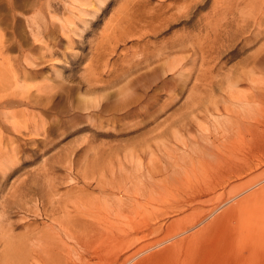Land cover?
<instances>
[{
	"label": "rangeland",
	"instance_id": "rangeland-1",
	"mask_svg": "<svg viewBox=\"0 0 264 264\" xmlns=\"http://www.w3.org/2000/svg\"><path fill=\"white\" fill-rule=\"evenodd\" d=\"M248 78L264 80V0H0V264H264V191L244 187L264 149L240 176L199 168Z\"/></svg>",
	"mask_w": 264,
	"mask_h": 264
},
{
	"label": "bare ground",
	"instance_id": "bare-ground-1",
	"mask_svg": "<svg viewBox=\"0 0 264 264\" xmlns=\"http://www.w3.org/2000/svg\"><path fill=\"white\" fill-rule=\"evenodd\" d=\"M219 9H222V11H228V8L227 7H219ZM218 10V8L216 9ZM225 22V20H224ZM224 22H217L216 24L217 25H220V27H223L224 25ZM224 24V25H223ZM233 38V37H232ZM11 67V66H10ZM184 68V67H181V69ZM250 80V87L251 89H257V91L253 94H250V95H243L242 96H238L237 94L235 95H230V99L229 101H232V105H234V107L236 109L234 110H231L230 108L228 107H225L224 108V111L225 113H223L222 115H220V110L216 109L217 107H215V112H217L219 114V116H216L214 119L216 121L217 124H219L220 128H222V132L223 134L221 135L223 140L225 139L226 141H228V144L227 145H223L225 146V149L223 150L224 152H219L218 153H215L212 155V159L211 160H207V161H204L202 163H200V169H202L205 173L208 171V170H211V172H214L213 169H216L220 163H226L227 161H229V166L230 167H233L234 168V172L236 173V176H240L244 171H247V170H251L253 168L252 166V156L253 158L256 157L255 154L257 153H261L264 149V129H261V128H264V80H254V79H249ZM236 84L237 83H234V82H231L230 84V88H228L229 90H233L236 88ZM20 87V86H19ZM18 87V88H19ZM21 90V89H20ZM23 91V90H22ZM255 91V90H254ZM239 93H241V91H238ZM247 92V91H246ZM22 93V92H21ZM24 94V93H23ZM245 94V93H244ZM241 95V94H240ZM25 99V97H24ZM28 99V98H27ZM9 104H11V102H0V108L1 107H4V106H8ZM229 104V103H228ZM222 109V108H221ZM229 113L226 114V113ZM4 115V118H6L7 122H10L12 124V127L15 131H17L18 133L20 131H18L19 129L17 128L18 125H15L16 121H14V117L13 116H7L8 114L10 113H2ZM214 114V113H213ZM218 114H215V115H218ZM226 114V115H225ZM11 115V114H10ZM213 115V117L215 116ZM224 116V117H223ZM219 117H223V119L218 120ZM233 117V119H232ZM213 119V118H212ZM227 122V124H226ZM9 125V124H8ZM20 127V126H19ZM261 129V131H260ZM21 130V129H20ZM218 134V133H217ZM217 138V137H216ZM231 138V140H230ZM219 139V138H218ZM216 140V139H215ZM222 140V139H221ZM225 141V142H226ZM215 142V141H214ZM213 142V143H214ZM220 142V141H219ZM218 142V143H219ZM215 144V143H214ZM221 144V143H220ZM219 144V145H220ZM206 148V147H205ZM222 148V147H221ZM219 149V148H218ZM15 149H13L14 151ZM209 150V149H207ZM217 150V149H216ZM215 150V151H216ZM200 151V150H199ZM211 151V149H210ZM214 151V152H215ZM221 151V149H220ZM257 152V153H256ZM234 155L238 156L239 158L237 159H234ZM207 157V156H206ZM208 158V157H207ZM255 159V158H254ZM259 160V158H257ZM261 159V158H260ZM203 160V159H202ZM201 160V161H202ZM237 162H240L239 164H237ZM223 165V164H222ZM220 165V166H222ZM254 165V164H253ZM219 166V167H220ZM226 166V165H225ZM228 166V167H229ZM197 167V166H196ZM229 169H233V168H230ZM226 168V167H225ZM256 168V167H254ZM0 169H4L3 168V164H0ZM185 169V168H184ZM193 169V168H192ZM220 169V168H219ZM224 169V168H223ZM221 170V169H220ZM225 171V170H224ZM228 171V170H227ZM230 171V170H229ZM187 172V171H186ZM194 172V171H192ZM209 172V171H208ZM210 172V173H211ZM232 172V171H231ZM209 173V174H210ZM215 173V172H214ZM212 174V173H211ZM226 174V173H224ZM229 174V173H228ZM198 175V174H197ZM206 175V174H205ZM199 176V175H198ZM216 176V175H215ZM229 176V175H228ZM200 177V176H199ZM207 177V176H206ZM214 177V176H213ZM202 178H203V175H202ZM201 178V179H202ZM210 178H212L210 176ZM224 178V177H223ZM5 179V178H4ZM205 179V178H204ZM209 179V178H208ZM207 179V180H208ZM222 180V179H221ZM200 181V180H199ZM205 181V180H204ZM249 181V180H248ZM207 181H205L206 183ZM209 182V181H208ZM224 183V181H222ZM201 183V182H200ZM221 183V182H220ZM219 183V184H220ZM212 184V183H211ZM254 184V181L252 182V185ZM198 185V184H197ZM200 186V185H199ZM204 186V185H203ZM248 185H244L245 189L248 190V195L249 194H254V192L256 191H264V183L259 185L257 188H254V186H251V184L247 187ZM195 188V186H193ZM162 189V188H161ZM214 190L216 189V186H209V185H205L204 189L201 188V190H198L199 192L201 191H208V190ZM214 192V191H213ZM156 193V192H155ZM231 194V192H230ZM247 194H244L242 193L241 194V197L237 196V197H233L234 195L230 196L228 199H222V203H219L217 205L218 208H221V214L224 215L223 219L229 217L232 215V212L229 210L231 208L235 209L238 207V202L240 201H245L250 199V197H247ZM212 199V198H211ZM214 199V198H213ZM226 203V205L223 207V205ZM228 204V205H227ZM130 205V204H129ZM131 205L136 207V202L135 200H132L131 202ZM121 205H119L117 208L113 207L112 211L113 212L112 214H114L115 216H119L120 214H122L123 212V207L120 209ZM134 207H130L128 206V210L129 208L133 209ZM217 207L215 208V210H217ZM158 208V207H157ZM135 210V209H134ZM214 210V211H215ZM136 211V210H135ZM134 211V212H135ZM124 212H129V211H124ZM135 214V213H134ZM113 216V215H112ZM134 219V218H133ZM151 220V219H150ZM194 220V218H193ZM234 219H229V220H226V222L228 223H225V221L223 223H220L222 225L221 228H219L217 230V227H216V231L215 232L213 230V228L215 229V225H212L214 226L213 228L211 227L209 230L211 231L212 229V232L214 231V233H217L218 235L221 236V230L223 228H226V230H228V232H224L225 235L223 234V238L225 239V237H230L231 236V232L232 231H237V228L236 227H232L233 225L231 224V222L233 221ZM230 222V223H229ZM234 222V221H233ZM2 223V222H0ZM197 223H199V221L197 220V222H191V224L189 225V227L191 225H196ZM131 224V225H130ZM128 224V236L125 238H123V240L126 242V241H131L132 240V236H131V233H136L138 230H139V226L137 224V221L133 222V223H130ZM144 224V223H143ZM188 224V223H187ZM228 225V226H227ZM229 225L231 227H229ZM218 226V225H217ZM110 227H114V225H111ZM108 228V227H107ZM106 227H103L102 230L105 231V232H109L108 229ZM209 228V227H207ZM207 228L204 229V227H202V230H207ZM119 230V229H118ZM201 230V231H202ZM112 232V231H111ZM123 232H127L126 230H124ZM122 232V233H123ZM199 232V231H197ZM4 233V232H3ZM209 233V232H208ZM236 233V232H235ZM121 234V233H120ZM214 235V234H213ZM213 235L210 234L209 237H213ZM233 235H235L233 233ZM237 235V233H236ZM215 236L217 235H214V238ZM221 236V237H222ZM234 238V237H233ZM5 239V238H4ZM182 239V238H180ZM69 240L73 241L74 243H77L78 240L80 241V239H78L75 235L73 234H69ZM225 240H230V241H234V240H231V239H228L226 238ZM81 243V241L79 242ZM38 245V244H37ZM127 245V244H126ZM178 245V244H177ZM175 247V246H174ZM71 249V248H70ZM229 249V248H228ZM231 249V248H230ZM233 249V248H232ZM71 249L68 254H67V260L69 262H72L74 261V257L76 255V253ZM227 251V250H226ZM228 251H231V250H228ZM233 251V250H232ZM75 253V255H74ZM233 253V252H232ZM7 254V253H6ZM8 256V255H7ZM5 258V257H4ZM9 258V256L7 257ZM6 258V259H7ZM250 260H251V257H248ZM253 259V258H252ZM2 261V260H1ZM6 261V260H5ZM7 262V261H6ZM5 262V263H6ZM4 263V262H3Z\"/></svg>",
	"mask_w": 264,
	"mask_h": 264
}]
</instances>
